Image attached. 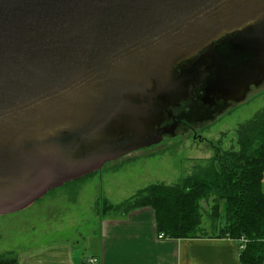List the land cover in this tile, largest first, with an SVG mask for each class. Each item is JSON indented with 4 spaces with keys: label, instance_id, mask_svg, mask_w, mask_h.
<instances>
[{
    "label": "water",
    "instance_id": "1",
    "mask_svg": "<svg viewBox=\"0 0 264 264\" xmlns=\"http://www.w3.org/2000/svg\"><path fill=\"white\" fill-rule=\"evenodd\" d=\"M205 59L209 95L260 86L264 0H0V215L160 143Z\"/></svg>",
    "mask_w": 264,
    "mask_h": 264
},
{
    "label": "rangeland",
    "instance_id": "2",
    "mask_svg": "<svg viewBox=\"0 0 264 264\" xmlns=\"http://www.w3.org/2000/svg\"><path fill=\"white\" fill-rule=\"evenodd\" d=\"M263 108L264 84L213 120L192 130L178 129L157 145L129 153L90 177L54 189L20 211L0 215V254L10 252L22 259L50 244L79 241L83 246L102 213L103 217H122L120 212L108 211L107 205H119L150 185H175L211 158L214 146L236 150L237 128Z\"/></svg>",
    "mask_w": 264,
    "mask_h": 264
},
{
    "label": "trees",
    "instance_id": "3",
    "mask_svg": "<svg viewBox=\"0 0 264 264\" xmlns=\"http://www.w3.org/2000/svg\"><path fill=\"white\" fill-rule=\"evenodd\" d=\"M235 134L236 150L214 146V155L175 185H150L107 210L126 216L150 209L163 238L231 239L240 244V264H264V108ZM0 264L18 261L6 252L0 254Z\"/></svg>",
    "mask_w": 264,
    "mask_h": 264
},
{
    "label": "crops",
    "instance_id": "4",
    "mask_svg": "<svg viewBox=\"0 0 264 264\" xmlns=\"http://www.w3.org/2000/svg\"><path fill=\"white\" fill-rule=\"evenodd\" d=\"M83 240L41 246L18 264H240V244L227 238L160 239L150 209L122 217H101Z\"/></svg>",
    "mask_w": 264,
    "mask_h": 264
},
{
    "label": "flooded vegetation",
    "instance_id": "5",
    "mask_svg": "<svg viewBox=\"0 0 264 264\" xmlns=\"http://www.w3.org/2000/svg\"><path fill=\"white\" fill-rule=\"evenodd\" d=\"M237 36L238 33H232L225 38H220L214 42V47L223 44L227 40H233ZM210 60L205 59L201 62L197 76L193 80L186 81L183 91L179 92L177 97L164 109L163 121L155 129L158 133L162 134V139L166 135L173 136L178 129H182L183 131L192 130L199 124L213 120L216 115L222 113L231 104L235 103L227 96L209 95L207 93L206 88L208 83L213 80L216 74L215 69L211 67ZM195 63L196 59L176 65L173 68L174 77L181 76L184 78ZM263 84L264 81L261 85ZM258 87L251 84L246 97L253 88Z\"/></svg>",
    "mask_w": 264,
    "mask_h": 264
},
{
    "label": "built area",
    "instance_id": "6",
    "mask_svg": "<svg viewBox=\"0 0 264 264\" xmlns=\"http://www.w3.org/2000/svg\"><path fill=\"white\" fill-rule=\"evenodd\" d=\"M158 237L162 239L163 235L160 234ZM82 264H98V259L96 257H89Z\"/></svg>",
    "mask_w": 264,
    "mask_h": 264
}]
</instances>
